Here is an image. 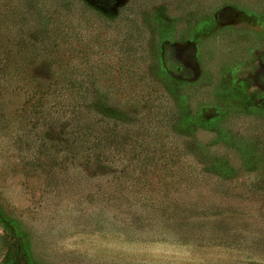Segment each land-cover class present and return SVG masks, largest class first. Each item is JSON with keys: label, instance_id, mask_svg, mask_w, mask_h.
Listing matches in <instances>:
<instances>
[{"label": "rangeland", "instance_id": "1", "mask_svg": "<svg viewBox=\"0 0 264 264\" xmlns=\"http://www.w3.org/2000/svg\"><path fill=\"white\" fill-rule=\"evenodd\" d=\"M0 264H264V0H0Z\"/></svg>", "mask_w": 264, "mask_h": 264}, {"label": "trees", "instance_id": "2", "mask_svg": "<svg viewBox=\"0 0 264 264\" xmlns=\"http://www.w3.org/2000/svg\"><path fill=\"white\" fill-rule=\"evenodd\" d=\"M165 81H168V80H166L165 79ZM110 108V111H109V114L107 115L109 118H111V120L112 119H121V115H120V111H118L117 109H115V108H113V107H109ZM92 131V129L91 130H89V129H86L85 128V131H84V133L81 135V137L79 136L80 135V133H81V131H80V126H79V130H73L72 132H70V134H74V138L76 137V138H80V140L81 141H84V140H86L87 138H88V136H90L91 135V132ZM75 135H77V136H75Z\"/></svg>", "mask_w": 264, "mask_h": 264}]
</instances>
